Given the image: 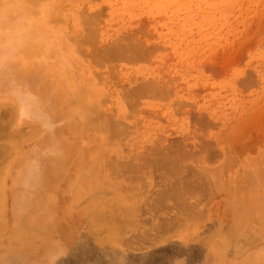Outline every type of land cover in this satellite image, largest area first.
I'll use <instances>...</instances> for the list:
<instances>
[{
    "label": "rangeland",
    "instance_id": "374dc122",
    "mask_svg": "<svg viewBox=\"0 0 264 264\" xmlns=\"http://www.w3.org/2000/svg\"><path fill=\"white\" fill-rule=\"evenodd\" d=\"M5 48L0 264H264V0H0Z\"/></svg>",
    "mask_w": 264,
    "mask_h": 264
},
{
    "label": "bare ground",
    "instance_id": "6f19581e",
    "mask_svg": "<svg viewBox=\"0 0 264 264\" xmlns=\"http://www.w3.org/2000/svg\"><path fill=\"white\" fill-rule=\"evenodd\" d=\"M121 46V45H120ZM123 46V45H122ZM114 48H115V46H114ZM119 47H116V49H118ZM132 48H133V46H132ZM112 49V51L114 50L113 48H111ZM8 52H9V48H5V49H2L1 51H0V63L3 61V59H5V57H7V55H8ZM142 53H143V51H142ZM110 54V53H109ZM113 54H115V53H113ZM114 56V55H113ZM124 56V55H123ZM123 58V57H122ZM126 58V57H125ZM6 75V73L4 72H1L0 73V76H2V77H4ZM5 81H4V83L3 84H0V92H5V93H10V94H13V95H17L18 97H19V99H21V102L23 103V105L25 104V108L27 109V110H29V111H32L33 112V114H34V116H38V117H41V118H47V117H44L46 114L44 113V110H45V108H44V106H43V104L41 103V101L40 100H37L36 102L35 101H33V99H32V95L30 94V93H22V91H20L17 87H15V84H19L18 83V81H16L15 79H14V77H12L11 75H6L5 76V79H4ZM137 88V87H136ZM145 93V92H144ZM82 94V93H81ZM30 108H32V109H30ZM7 111V110H6ZM4 114H2V116H3ZM99 115V110L97 109V108H93V109H89V113H88V116L90 117V121L91 122H94L93 120H95L96 119V117ZM100 115H102V114H100ZM100 115H99V117H100ZM0 116H1V114H0ZM8 116V115H7ZM6 116V117H7ZM4 117H5V115H4ZM5 117V118H6ZM9 117V116H8ZM0 119H2V118H0ZM6 120V119H5ZM8 120H10V119H8ZM7 120V121H8ZM109 120V119H108ZM112 121V120H111ZM1 122V121H0ZM4 122V121H3ZM5 123L6 122H4V125L2 126V127H4L5 126ZM97 123V125L99 126V127H102L103 125L101 124V123H99V122H96ZM0 124H2V123H0ZM116 124V123H115ZM113 125H114V123H113ZM113 125H111V126H113ZM1 127V128H2ZM6 128V127H5ZM4 128H2V130H3ZM7 129V128H6ZM123 129V128H122ZM1 130V129H0ZM4 131V130H3ZM2 131V132H3ZM24 131V130H23ZM2 132H0V136L2 135L1 133ZM111 132V131H110ZM116 132H117V129H116ZM5 133V132H4ZM8 134H9V132H8ZM11 135H12V133H11ZM3 136V135H2ZM18 136V135H17ZM16 136V137H17ZM113 136V135H112ZM117 136V135H116ZM6 137V136H5ZM4 145H7V144H4ZM4 147V146H3ZM61 147L62 146H60L59 144H57V143H53V144H51L50 145V148H48V150L47 151H45V152H39V153H37V154H35L34 156H35V159H34V161L32 160L31 161V159L30 160H27V162L26 163H24L23 164V167L21 168V170H22V176H23V180H21V182H22V184H23V189H22V193H21V195H20V199L18 200V206H17V208H16V215H17V217H19V216H21V214L22 213H24L28 208H29V206H31V205H35L38 209H37V212L38 213H47L48 212V214H52V208H50L49 206H48V204H50V199L49 200H43V198H42V196H39V198H37L36 200H32V197L30 198V194L32 193V191H33V189H37V188H42L43 187V185H46L47 184V179H48V177L46 176V175H44L43 174V171L44 170H46L48 167H51V164L53 165V166H56L57 164H58V161H56V156L60 153V151H62V149H61ZM185 148V147H184ZM5 150V149H4ZM11 150V149H10ZM17 150V149H16ZM186 151V150H185ZM4 152V151H3ZM9 153V152H8ZM168 153V152H167ZM177 153V152H176ZM179 153V152H178ZM177 153V154H178ZM193 153V152H192ZM2 154V153H1ZM0 154V155H1ZM156 154V153H155ZM158 155V154H157ZM179 155V154H178ZM7 156V155H6ZM5 159H6V157H4ZM180 159V158H179ZM202 159V158H201ZM2 160H4V159H2ZM39 161V163L37 162V163H35V161ZM194 160V159H193ZM192 160V161H193ZM5 161V160H4ZM118 161V160H117ZM159 161V160H158ZM2 162V161H1ZM127 162V161H126ZM117 163V162H116ZM146 163V162H145ZM175 163V162H174ZM177 163V162H176ZM3 164V163H2ZM113 164V163H112ZM126 164H128V163H126ZM125 164V165H126ZM180 164H182V163H180ZM190 164H192V163H190ZM118 165V164H117ZM177 165V164H176ZM128 165H126L125 167H127ZM149 166V165H148ZM155 166V165H154ZM173 166V163H172V165L170 166V167H172ZM178 166V165H177ZM186 166V165H185ZM184 166V167H185ZM120 167V166H119ZM125 167H123L122 169H124ZM129 167V166H128ZM127 167V168H128ZM151 167V166H150ZM174 167V166H173ZM179 167V166H178ZM198 167V166H197ZM121 169V173H123L124 171ZM129 169V168H128ZM134 169V168H133ZM174 169V168H173ZM172 168H170L169 170H173ZM175 170V169H174ZM178 170V169H177ZM176 170V171H177ZM128 172L129 171H131V169L130 170H127ZM127 171H125V173L127 172ZM156 171H158V170H156ZM127 172V173H128ZM138 172V171H137ZM178 172V171H177ZM184 172V171H183ZM135 173V172H134ZM124 174V173H123ZM133 174V173H132ZM141 176V175H140ZM168 176H170V175H168ZM132 177V176H131ZM138 177V176H137ZM142 178V177H141ZM128 179V178H127ZM143 179V178H142ZM170 179V178H169ZM173 179V178H172ZM27 181V182H26ZM178 182V181H177ZM171 184V183H170ZM172 184H173V182H172ZM166 185V184H165ZM175 186V185H174ZM169 188V187H168ZM167 188V189H168ZM167 189H165L166 191H167ZM178 189V188H177ZM164 190V191H165ZM169 190V189H168ZM171 190V189H170ZM179 190V189H178ZM166 191H165V193H166ZM173 191V190H172ZM168 192L169 191H167V194H168ZM174 192H175V190H174ZM173 192V193H174ZM176 192H178V191H176ZM188 192V191H187ZM204 192V191H203ZM178 193H180V192H178ZM177 193V194H178ZM170 194H172V193H170ZM176 194V195H177ZM180 195V194H179ZM172 196V195H171ZM173 196H175V195H173ZM182 197H184L183 196V194H182ZM172 198V197H171ZM159 199V198H158ZM163 199V198H162ZM171 201V200H170ZM45 202V203H44ZM154 202V201H153ZM189 203V202H188ZM152 204V203H151ZM147 205V204H146ZM172 206V205H171ZM191 207V206H190ZM142 208V207H141ZM141 210V209H140ZM148 212V211H147ZM153 216V215H152ZM22 218V217H21ZM168 221V220H167ZM157 227V226H156ZM25 229V228H24ZM154 230V229H153ZM22 231V230H21ZM24 231V230H23ZM23 231H22V233H23ZM165 231V230H164ZM25 233V232H24ZM119 236H120V232H119V234H118ZM117 235V236H118ZM146 236V235H145ZM56 250H57V248H56ZM23 252V251H22ZM55 254V251L54 252H52V253H50V258H52V256ZM24 255V254H23ZM95 262H97V261H95ZM95 262H93V263H95ZM111 263H114V264H118V262L117 261H115V259H112L111 261H109V264H111ZM27 264V263H26Z\"/></svg>",
    "mask_w": 264,
    "mask_h": 264
}]
</instances>
